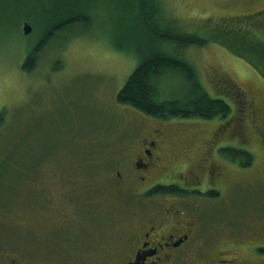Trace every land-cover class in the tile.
I'll return each mask as SVG.
<instances>
[{
	"label": "rangeland",
	"instance_id": "obj_1",
	"mask_svg": "<svg viewBox=\"0 0 264 264\" xmlns=\"http://www.w3.org/2000/svg\"><path fill=\"white\" fill-rule=\"evenodd\" d=\"M30 1L38 10L54 15L73 6L74 12L89 14L91 19L68 25L40 53L38 66L29 72L22 64L41 31L33 28L23 34L22 21L20 33L12 28V22L22 19L27 9L12 8V22L0 30V112L6 110V121L0 128V157L13 159L12 166H0L1 247L24 249L39 243L36 238L44 235L45 228L31 230L28 219L64 196L59 184L70 192L68 205L63 199L60 207L71 209L73 215L72 205L79 201L73 200L72 189L85 187L81 184L89 173L84 167L115 165V160L119 163L139 133L143 135L160 123L168 130L173 166L166 171L170 176L156 172L153 179L160 180L159 187L175 179L194 185L198 191L184 196L182 202L187 215L238 217L247 222L252 217H257V222L264 219V76L235 45L236 38L244 40L241 48H247L246 39L264 38V0H141L142 8L139 0ZM48 26L40 25V29ZM174 30L196 35L204 42L176 45L171 41L174 38L162 35ZM169 42L175 43L174 47ZM158 47L180 52L196 67L211 95L227 98L232 113L210 120H157L120 103L117 95L121 87L146 53ZM160 82L162 99L178 96L188 88V82L175 73ZM234 88L250 105L245 111L233 99ZM229 146L249 150L253 164L244 167L237 158L231 159L224 153ZM206 155L210 160L204 159ZM15 160L18 164L14 166ZM186 166L191 171L186 172ZM204 167H209L210 174L223 172L227 176L218 182V197L199 192L210 179ZM53 182L58 185L49 187L50 196L47 190H39ZM159 187L152 201L144 200L136 210L130 205L133 210H128L127 217H145L156 208L155 199L174 197L168 190L171 187ZM77 197H84V193ZM92 202L95 217H108L102 226L104 234L110 235L118 217L125 214L113 205L103 215L97 202ZM73 223L75 228L85 224L81 217ZM74 239L79 242L84 236L77 234ZM91 245L90 241L80 244L81 249Z\"/></svg>",
	"mask_w": 264,
	"mask_h": 264
},
{
	"label": "flooded vegetation",
	"instance_id": "obj_2",
	"mask_svg": "<svg viewBox=\"0 0 264 264\" xmlns=\"http://www.w3.org/2000/svg\"><path fill=\"white\" fill-rule=\"evenodd\" d=\"M167 133L166 125H152L143 135L138 134L119 163L115 160V165L84 167L89 173L81 184L85 187L72 189L73 200L79 201L72 205L73 215L71 209L60 207L61 200L66 199L67 205L70 200V192L64 186L53 182L40 187V191L47 190L50 196L49 187L58 185L64 195L54 200L48 209L42 211L41 208L40 215L29 217L28 227L31 230L45 228L44 235L36 238L39 243L29 244L24 249L0 245V264H264V219L257 222V217H252L247 222L238 217L189 216L182 209L184 196L198 190L180 180L165 184L172 188L170 195L174 197L155 199L157 205L150 214L127 217L128 210H133L130 205L136 210L144 200H153V192L160 184L159 179H153V174L165 173L173 166ZM204 159L210 160V157L206 155ZM213 166L215 164L212 169ZM204 168L210 179L205 186L198 185L202 187L199 192L218 197L221 192L218 182H223L227 176L211 170L212 175L209 167ZM188 171L191 169L186 166ZM166 175L171 174L166 172ZM81 191L84 197H77ZM93 200L103 215H107L113 205L125 214L118 217L110 235L104 234L102 226L108 217H95ZM80 217L85 224L75 228L73 222ZM77 234L84 239L75 241ZM87 241L92 245L81 249L80 244L86 245Z\"/></svg>",
	"mask_w": 264,
	"mask_h": 264
},
{
	"label": "trees",
	"instance_id": "obj_3",
	"mask_svg": "<svg viewBox=\"0 0 264 264\" xmlns=\"http://www.w3.org/2000/svg\"><path fill=\"white\" fill-rule=\"evenodd\" d=\"M140 1L141 0H139L138 7L142 8L143 5ZM17 6H22L28 11H24L25 15L22 19L18 18L12 22V10H14L12 8ZM38 9L30 0H0V30L3 25L12 22L14 31L20 33L21 21L23 24L25 21H28L34 28V31H41L39 39L29 48L22 64V68L28 72L34 70L38 66L40 53L49 43L53 42L55 38L59 36L60 32L64 31L68 25L78 20H83L88 23L91 19L89 14L85 15L74 12L72 9L76 8L73 6H66L63 8L64 11L55 13V15L53 13H45ZM49 9L51 10V8ZM43 24H49V26L40 29V25ZM174 31L175 32H170V34L168 32H163L162 35L170 37L171 39L174 38V40L171 41H176V45L183 44L184 46L188 43L202 44L204 42L203 38L196 35H185L177 30ZM22 33L25 34L24 31ZM236 41H238L235 43V45L238 46L237 50L244 53L246 55L245 57H247L252 64L254 63L253 66L256 67L257 71L264 76V38L260 40L254 38L246 39L247 48L240 47L244 41L242 38H238V40L236 38ZM175 43L169 42L168 45L174 47ZM247 52L249 53L247 54ZM179 54L180 52H170L161 47L149 50L144 60L135 68L119 90L117 95L118 101L152 118L170 119L179 117H198L210 120L228 117L233 110L231 103L224 96L211 95L200 80L196 67ZM258 57L260 60H257ZM170 73L181 75L188 82V88L185 92L178 94V96L162 99L159 97L160 80ZM233 93L235 102H240L239 109L245 111L246 107H248L245 97H242L243 94L239 89L233 90ZM5 113V109L0 112V128L5 124ZM224 153L229 154L231 159L237 158V160H240L244 167L253 164V154L247 149L229 146L224 148ZM12 161L13 159L2 156L0 157V166H4V168H7L9 165L12 166ZM17 164L18 162L15 160L14 166ZM16 174L19 176V172H16ZM167 187V185H160L159 188L164 190ZM168 190H172V188Z\"/></svg>",
	"mask_w": 264,
	"mask_h": 264
},
{
	"label": "water",
	"instance_id": "obj_4",
	"mask_svg": "<svg viewBox=\"0 0 264 264\" xmlns=\"http://www.w3.org/2000/svg\"><path fill=\"white\" fill-rule=\"evenodd\" d=\"M32 25L28 22V21H25L24 24H23V31L25 34H28L32 31Z\"/></svg>",
	"mask_w": 264,
	"mask_h": 264
}]
</instances>
